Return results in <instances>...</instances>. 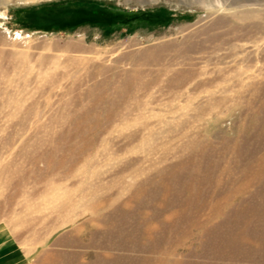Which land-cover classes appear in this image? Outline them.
<instances>
[{
  "label": "rangeland",
  "instance_id": "374dc122",
  "mask_svg": "<svg viewBox=\"0 0 264 264\" xmlns=\"http://www.w3.org/2000/svg\"><path fill=\"white\" fill-rule=\"evenodd\" d=\"M0 264H264V0H0Z\"/></svg>",
  "mask_w": 264,
  "mask_h": 264
},
{
  "label": "bare ground",
  "instance_id": "6f19581e",
  "mask_svg": "<svg viewBox=\"0 0 264 264\" xmlns=\"http://www.w3.org/2000/svg\"><path fill=\"white\" fill-rule=\"evenodd\" d=\"M184 54H185V53H184ZM161 59H162V58H160L159 60H157V61H155V62L158 63V64L160 65V61H161ZM175 73H182V74H183V73H187V71H184V70L181 71V70H180V71H177V72H175ZM176 76H177V75H176ZM174 78H175V77L173 76L172 79H174ZM172 79H171L170 81H173ZM170 83H171V82H170ZM170 83H169V84H170ZM124 95H125V94H124ZM124 95H123V96H124ZM115 102H116V101H115ZM96 120H97V119H96ZM63 150H65V149H64V148H61V147H60V148L57 147L56 149H54V153H55V154H54V157H56V155L58 156V153L63 152ZM71 152H72V151H71ZM55 164H56V162L53 163L52 167H54ZM195 194H196V193H193V197H195V196H194ZM203 195H204V197H207V195H206V190L203 191Z\"/></svg>",
  "mask_w": 264,
  "mask_h": 264
}]
</instances>
